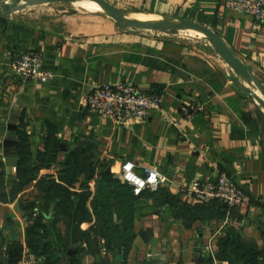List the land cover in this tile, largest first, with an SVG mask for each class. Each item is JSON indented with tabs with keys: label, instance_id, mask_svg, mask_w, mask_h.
I'll use <instances>...</instances> for the list:
<instances>
[{
	"label": "crops",
	"instance_id": "1",
	"mask_svg": "<svg viewBox=\"0 0 264 264\" xmlns=\"http://www.w3.org/2000/svg\"><path fill=\"white\" fill-rule=\"evenodd\" d=\"M106 1L129 16L156 21L189 18L210 27L264 84L259 75L264 77V23L227 8L226 0ZM4 15H0V162L4 172L0 239L9 247L19 244L22 258L16 264H24V255L31 251L27 241L33 227L42 228L53 246L67 247L61 264H209L210 258L213 264H231L220 254L232 238L241 249L255 252L257 264H264L261 123L250 98L229 81L222 60L153 34L130 32L111 21L91 35H64ZM27 51L42 54V68L54 74L51 81L24 80L13 72V57ZM123 81L143 92L162 93V110L123 126L83 103V94L94 86ZM191 104L199 110L184 115L181 108ZM9 124L18 125L14 134L19 145L5 149ZM21 134L34 162L44 163L52 155L54 160L40 165L36 178L13 195ZM78 151L85 164L76 170L72 190L80 196L90 192L87 207L91 212L103 201L102 196L95 200L105 191L106 187L100 189L105 178L113 180L106 188L109 191L130 188L121 177L124 161L134 162L139 173L148 166L169 178L158 192L127 199L133 210L129 230L123 232L129 236L126 244L123 233L110 242L99 239L92 247L84 240L74 242L76 223L57 216L55 201L44 199L40 183L46 178L60 182ZM9 158L17 159L16 166L8 163ZM93 162L98 166L89 172ZM222 174L244 189L246 200L241 207L229 211L220 202L200 203L180 191L184 184L214 181ZM118 213L114 208V223L123 230ZM91 222L83 223L82 229L88 230ZM209 245L214 257L207 251ZM5 255L0 264H10ZM35 264L49 263L37 256ZM239 264H248L244 254Z\"/></svg>",
	"mask_w": 264,
	"mask_h": 264
},
{
	"label": "built area",
	"instance_id": "2",
	"mask_svg": "<svg viewBox=\"0 0 264 264\" xmlns=\"http://www.w3.org/2000/svg\"><path fill=\"white\" fill-rule=\"evenodd\" d=\"M226 7L252 16L264 23V0H226ZM43 56L36 51L16 54L11 62L13 72L24 80L47 83L54 74L42 68ZM87 109L100 116L112 119L116 124L127 126L134 120L146 117L151 112L162 110L164 95L159 92H143L134 83L123 81L94 86L82 96ZM199 110L196 104L186 105L181 111L191 116L192 111ZM178 125L177 122H173ZM17 168L13 167V173ZM121 177L132 188L135 196L144 192H156L169 181L164 173L153 167H144L143 172L137 171V165L132 161H124L121 165ZM182 193L192 195L200 203L220 202L229 211L241 207L246 200L244 189L228 174H222L214 181L194 180L180 187ZM9 250V246L0 239V257ZM214 257L211 246H207ZM24 264H35L37 256L28 252L23 258Z\"/></svg>",
	"mask_w": 264,
	"mask_h": 264
},
{
	"label": "trees",
	"instance_id": "3",
	"mask_svg": "<svg viewBox=\"0 0 264 264\" xmlns=\"http://www.w3.org/2000/svg\"><path fill=\"white\" fill-rule=\"evenodd\" d=\"M20 139L22 142L20 143L21 146L19 148V159L16 166L17 181L12 191L13 195H16L17 192L23 190V188L28 183L36 178L35 174L40 165L49 163L54 160V155H52V157H49V161H45L44 163L43 161H40L41 164H39L38 162H34L23 143L24 138L22 134L20 136ZM80 152L81 151H78L73 156V159L71 158L69 160L66 165V170L63 171L64 175H60V182H56L51 178H46L45 180L43 179L44 181L40 184L41 189L44 192V199L55 201V210L57 212V216H63L67 220H72L76 223L72 229L73 241L77 242L79 240H84L89 244V247H92L99 239L105 238L104 240L110 242L111 239L115 240L117 237L119 239L122 236L123 232L129 230L128 224L130 215L132 214L131 211L133 210V205L131 204V202H127V199H129V201H133L134 198L140 196H135L131 187L128 190H124L121 187L119 188V190L121 191L112 192V189L109 191V189L106 188L111 187L113 180H109L110 177L105 178V184L103 185V187L100 186V189L106 187L104 189V193H102L103 201L97 205L93 204V212H91L87 207V199L90 192H84L80 196L76 195L75 191L72 190V184L76 177L75 175L76 173H78L76 172V170H79V167L85 164V158H81ZM43 166H45V164ZM1 167L2 166L0 162V185L2 188L4 184V172ZM112 193H116V195L112 196ZM131 197L132 200L130 199ZM79 198L80 201H78ZM222 205L224 206V208H227L224 204ZM114 208L121 212L118 213V215L119 218L121 217L123 219V230L120 229L119 225H116L114 223ZM127 209H130V213H126ZM183 211L184 210L180 209L179 212ZM94 216L100 219L101 223L96 221V224H92L88 230H83L81 227L83 223L92 221ZM38 231L39 230H37L36 227H33V229L29 231L27 243L30 250L34 254H36V256H44L49 264H61L62 259L65 257L67 247H61L60 245L53 246V244H51V241L47 240L48 238L45 236V231ZM93 234H95L94 238ZM114 234L116 236L115 238H112ZM124 236L122 239H125L124 244H126V241H128L127 237L129 236L126 235V233L124 234ZM224 245L225 248H223L222 254L220 255L223 258L228 259L231 264H239L243 259V252L238 245V242L234 238H232ZM231 255H233L234 258H231ZM21 258L22 250L19 248V244L15 243L11 245L7 254L5 255V259H7V262L10 264H16L21 260ZM209 264H213L212 258L209 259Z\"/></svg>",
	"mask_w": 264,
	"mask_h": 264
},
{
	"label": "rangeland",
	"instance_id": "4",
	"mask_svg": "<svg viewBox=\"0 0 264 264\" xmlns=\"http://www.w3.org/2000/svg\"><path fill=\"white\" fill-rule=\"evenodd\" d=\"M13 0H0V5L3 3L11 4ZM126 17L133 19H153L146 16H129V14L124 13ZM1 15V14H0ZM6 17L13 20L21 21L24 23H30L38 26L44 30L53 31L56 33H61L64 35H91L96 31L104 28L108 22H115L110 16H108L103 10H92L87 8L80 1L73 3H50V4H37V5H27L22 0H17V3L13 10L5 13ZM158 21L168 19L167 17H159ZM172 19V18H170ZM177 22V19L171 20ZM130 32H137L148 35L158 36L165 42L175 43L185 46L187 49L195 51L200 54H210L216 57L218 60H222L226 68L228 75L235 74L233 69L218 55L211 43L204 38L199 32L191 28H183L180 30H169V31H152L149 29H135V28H123ZM264 80L262 74H259ZM258 77V76H257ZM247 86L252 90L260 92L255 88L253 83L243 80ZM242 90L243 94L248 96L256 106L255 114L258 116L261 123L260 137L264 144V107H262L257 100L252 96L250 91ZM261 95V94H260ZM95 165V166H94ZM97 163L93 162V168L89 170L92 172L97 167ZM95 173V172H94ZM112 189V188H111ZM100 190V189H99ZM121 191V190H119ZM104 192V191H102ZM101 194V195H100ZM97 194L96 202L100 201V197L103 196L102 193ZM96 221L101 223L100 219L95 218L92 220V224H96ZM42 230V228H39ZM95 234H93L94 238ZM112 236V238H115ZM112 240V239H111Z\"/></svg>",
	"mask_w": 264,
	"mask_h": 264
},
{
	"label": "water",
	"instance_id": "5",
	"mask_svg": "<svg viewBox=\"0 0 264 264\" xmlns=\"http://www.w3.org/2000/svg\"><path fill=\"white\" fill-rule=\"evenodd\" d=\"M27 5H37V4H50V3H73L77 1H93L96 2L101 8H103L108 16H110L115 24L120 28H135V29H149L152 31H169V30H180L183 28L195 29L204 34V38L208 40L214 47L218 55L233 69V75L228 76L229 81L235 88L244 89L250 91L252 96L257 100V102L264 107V84L256 76L253 68L245 64L232 49L224 42V40L210 27L189 19V18H174L177 22L168 18L161 21H142L130 19L125 16V14L118 9L113 4L106 0H22ZM17 3V0H13L11 4L3 3L0 5V14H5L13 10ZM243 80L253 83L255 88L260 92V94L252 90L249 86L245 84ZM15 118H18L16 115ZM18 130L17 124H9V133L3 141V147L9 149L13 146L19 145L18 136L14 134ZM11 132V134H10ZM8 163L12 166H16L17 159L9 158ZM119 177V176H118ZM243 254L247 257L248 264H257V257L255 252L251 248L243 247ZM70 256L72 252L68 253ZM62 264H71L70 261H64Z\"/></svg>",
	"mask_w": 264,
	"mask_h": 264
},
{
	"label": "bare ground",
	"instance_id": "6",
	"mask_svg": "<svg viewBox=\"0 0 264 264\" xmlns=\"http://www.w3.org/2000/svg\"><path fill=\"white\" fill-rule=\"evenodd\" d=\"M81 4H83L84 6H86L87 8H91L93 11L94 10H103L105 11L103 8H101L96 2L93 1H80ZM106 13V12H105ZM133 19V18H130ZM135 20H142V21H156V19H135ZM199 32V31H198ZM199 34H201L202 36H204L203 33L199 32ZM247 85V84H246Z\"/></svg>",
	"mask_w": 264,
	"mask_h": 264
}]
</instances>
